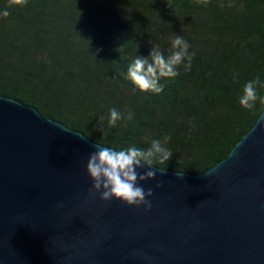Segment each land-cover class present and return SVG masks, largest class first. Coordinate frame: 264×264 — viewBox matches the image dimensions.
Masks as SVG:
<instances>
[{"label": "trees", "instance_id": "16d2710c", "mask_svg": "<svg viewBox=\"0 0 264 264\" xmlns=\"http://www.w3.org/2000/svg\"><path fill=\"white\" fill-rule=\"evenodd\" d=\"M5 9L0 95L108 147L147 150L170 136L172 156L154 163L162 169H212L264 111L239 104L246 82L264 81V0H0ZM177 35L194 54L191 69L162 79L160 94L140 91L129 65L151 47L167 56ZM113 108L122 119L109 126Z\"/></svg>", "mask_w": 264, "mask_h": 264}, {"label": "water", "instance_id": "95a60500", "mask_svg": "<svg viewBox=\"0 0 264 264\" xmlns=\"http://www.w3.org/2000/svg\"><path fill=\"white\" fill-rule=\"evenodd\" d=\"M97 144L0 95V264H264V111L202 174L153 165L149 211L91 191Z\"/></svg>", "mask_w": 264, "mask_h": 264}, {"label": "clouds", "instance_id": "9594fccd", "mask_svg": "<svg viewBox=\"0 0 264 264\" xmlns=\"http://www.w3.org/2000/svg\"><path fill=\"white\" fill-rule=\"evenodd\" d=\"M27 0H12V4L23 5ZM11 6V4L9 5ZM7 9L0 11V17L9 16ZM189 44L183 37L177 35L171 42L169 54L165 56L159 47H151L148 57H136L127 69V78L142 92L160 94L164 85L163 80H171L180 75L178 69L183 65L184 71L191 69L194 54L188 52ZM264 88L260 76L246 82L239 97L242 108L253 111L257 101L264 105V95H259L257 89ZM132 118V114H128ZM122 119V114L115 108L108 116L109 126ZM170 136L154 139L147 150L136 146L126 148L105 147L97 144L98 151L92 153L87 160L86 173L92 181L91 191L99 195L101 201L117 200L129 207L143 206L145 211L151 208V190L147 192L140 185L145 181L155 179L157 169L154 163L167 162L172 153L164 146ZM146 166L150 170L140 174L138 169ZM160 170V169H159ZM161 171V170H160ZM182 175V174H177Z\"/></svg>", "mask_w": 264, "mask_h": 264}]
</instances>
